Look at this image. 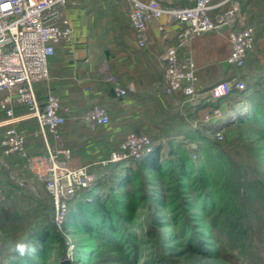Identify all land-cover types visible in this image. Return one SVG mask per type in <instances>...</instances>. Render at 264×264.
I'll list each match as a JSON object with an SVG mask.
<instances>
[{
	"label": "built area",
	"instance_id": "built-area-1",
	"mask_svg": "<svg viewBox=\"0 0 264 264\" xmlns=\"http://www.w3.org/2000/svg\"><path fill=\"white\" fill-rule=\"evenodd\" d=\"M129 2L128 18L140 47L147 46L152 26L159 33L166 30L167 25L175 26V41L165 43L159 55L164 67V92L185 95L198 121L221 117V124H225L236 118L235 110L223 109L220 101L234 89L245 87L244 81L239 80L238 71L245 66L255 47V29L241 0ZM69 3L70 0H0V109L6 114L2 121L5 132L0 143V164L16 183L31 191H36V187L13 170H27L45 185L53 198V220L60 231L64 230L70 201L80 194L81 188L96 180L95 164L106 166L112 162L139 159L154 146L147 133L129 131L106 157L95 162L73 164L69 147L52 144L51 138L56 141L62 138L68 108L54 92L41 98L36 84L49 77V57L54 55L56 47L74 39L73 24L65 15ZM223 27L228 29L231 49L227 62L233 73L207 89H200L197 64L188 45L196 37ZM181 49L184 54H180ZM96 74L98 79L112 84L113 98L128 95V88L121 84L120 77L108 62L101 63ZM16 105L26 106L27 111L17 114ZM28 118L37 121L36 134L43 139L45 147L42 152L29 153L26 148L27 136L19 125ZM82 118L91 130L111 123L109 111L99 103L92 104ZM220 129L216 134L221 138L223 125ZM8 157H15V163H9ZM3 198L0 184V201Z\"/></svg>",
	"mask_w": 264,
	"mask_h": 264
},
{
	"label": "trees",
	"instance_id": "trees-1",
	"mask_svg": "<svg viewBox=\"0 0 264 264\" xmlns=\"http://www.w3.org/2000/svg\"><path fill=\"white\" fill-rule=\"evenodd\" d=\"M224 99L229 107L239 102H249L247 111L240 118L228 122V126H232L238 131L237 138L222 141L217 137H210L209 133L213 131L208 125H215L216 117L209 121H199L196 125V123H193L195 115L188 109L183 112L176 111L174 115L177 116L178 114L186 124L184 126L179 125L175 131L169 133L171 137L168 140L170 142L166 147L168 157L164 156V147L154 142L153 149L145 152L139 159L112 162L102 166V176L98 177L97 181L90 186L80 189V194L70 201L64 223V230H67L70 234L76 233L80 236V245L84 250H80L78 260L90 263L91 259L88 258L90 250H95L97 246L104 247L105 244L115 246L122 244L123 249L128 246V250H131L127 252L129 263L140 264L143 257H146L147 259L143 261V264H147L148 255L143 254L138 245H135L136 240H138L136 238L139 235L134 236L135 240L131 241V236L135 234L127 229V222H133L134 226L139 230L142 229L145 233H147V228L144 229L142 223L137 225L135 213L132 215V212H135L140 205H143L144 201H147L148 207L153 211L154 222L158 224V227L179 225L180 219L176 216L175 220L169 223L168 219L158 217L160 216L158 211L154 212L157 207L156 204L160 203L161 200L155 196L156 190L153 189V186L161 183L168 186L167 184L170 182L182 189L191 187V185L194 186L193 183L201 178L200 174L205 173V167L202 165L204 161L201 163L200 160L218 156L219 161L223 163L218 170L220 172L218 173L219 180L220 182L223 180V183L226 182L232 187L228 189V192H221L219 197H213L214 192L220 193V191L213 189V186H205L208 184L207 181L202 182L203 185L198 186V192L202 191L203 193L199 195L198 201L205 209L211 207L213 212L217 209V213L212 215L213 223L211 227H215L219 231H215L213 234L216 239H220L222 236L225 237L223 238L229 245V252L226 255L232 257L230 258L234 260H232L234 264H241L242 262L243 264L264 263V144L256 147L252 145L254 140L264 142V71L256 79H249L243 89H234ZM202 126L204 129H202ZM176 135H183L190 139H202L206 141V148L203 147L199 156L196 157L193 152L185 149L182 144L172 140ZM235 143L241 145L243 152L234 147ZM248 148L251 151H248ZM209 149L212 150V154L209 153ZM231 153L238 155V160ZM217 165L219 166V163ZM259 168L263 171H259ZM199 170L201 171L199 172ZM259 173L263 174L260 178ZM245 174L256 177L250 178L248 182V180H244L247 177ZM242 175H244L242 184L247 182L250 186L245 185L244 194L248 201L252 200L243 203L244 205L235 198L239 193L240 186L238 185ZM6 176L9 177L6 181H12L19 185L7 172ZM138 179L141 181L137 182ZM209 183L212 184V181ZM257 187L260 189H256ZM169 190L173 189L169 188ZM252 197H256L260 205L263 206V215L261 218L256 219L255 225H253V220L250 221L251 219L245 217V215L251 216L252 212L256 211L255 206L252 205L255 204ZM51 199L54 210L52 196ZM225 201L226 203H224ZM227 202L230 204L227 205ZM170 204H175V202L167 203V205ZM225 205H227V211L223 214ZM231 207L232 209H230ZM219 217H223L221 223ZM245 219L247 220L245 221ZM181 227L182 234L187 239L189 226L185 222ZM252 231L257 232V235H253ZM60 232L55 226L53 218H47L46 216L37 218L30 223L28 230L11 244V247L6 245L9 238L4 237L2 242L5 244L2 247V252L5 253L7 258L0 264H21L14 252V245L24 240H38L41 245L38 256L29 261L28 264H50V261H53L52 264H57L60 261V256H62V251L58 248L62 239ZM155 232L156 236H160L161 233L158 228L155 229ZM192 237L193 240L187 242L192 246H196L199 239ZM177 238L178 236L174 237L173 234L165 233L162 238V248H166L164 247L166 242L175 241ZM254 245L258 253L256 251L254 253ZM248 248L251 249L250 254H247L246 257H249L248 261H240L239 259L243 258V255L239 257L237 255ZM104 250L97 257L107 253L106 249ZM215 254L222 253L217 251Z\"/></svg>",
	"mask_w": 264,
	"mask_h": 264
},
{
	"label": "crops",
	"instance_id": "crops-1",
	"mask_svg": "<svg viewBox=\"0 0 264 264\" xmlns=\"http://www.w3.org/2000/svg\"><path fill=\"white\" fill-rule=\"evenodd\" d=\"M127 1L129 7L122 11L118 0H70L65 15L73 24L74 39L56 47L54 55L49 57V77L36 84L41 98H45L48 92H54L68 108L62 138L59 141L51 138V142L56 146L69 147L73 164L95 162L106 157L132 126L147 133L150 132V124L155 123L157 126L152 125V132L160 134L159 127L170 121L177 125L181 120L178 114L174 115L176 111L188 109L192 112L185 95L166 94L163 89L164 67L159 55L165 43L175 41V26L167 25L162 33L152 26L147 46L140 47L129 22L131 4ZM243 2V9L247 12V0ZM122 14L124 23L121 22L124 19ZM123 25L130 28V34H125ZM188 47L197 64L200 89H207L232 75L233 69L227 62L231 44L226 27L196 37ZM184 52V49L180 50V54ZM103 62L110 64L121 84L128 88L126 97L113 98L112 84L98 79L96 71ZM226 102L225 99L220 101L222 108H228ZM94 103L107 108L111 123L91 130L82 115ZM26 111L24 105L15 107L17 114ZM5 118V112L0 109V143L5 132L2 125ZM216 120L222 122L221 117H216ZM19 127L26 133L29 153L45 150L43 139L36 134L38 125L35 119H25ZM6 159L11 164L16 161L15 157ZM95 165L102 168L100 164ZM5 177L0 172L3 190Z\"/></svg>",
	"mask_w": 264,
	"mask_h": 264
},
{
	"label": "rangeland",
	"instance_id": "rangeland-1",
	"mask_svg": "<svg viewBox=\"0 0 264 264\" xmlns=\"http://www.w3.org/2000/svg\"><path fill=\"white\" fill-rule=\"evenodd\" d=\"M241 1L243 2V0ZM118 5L122 8V11L127 10L129 7V3L127 0H118ZM246 6V10L249 16V22L254 26L255 29L256 40L255 47L247 57L245 66L238 71L239 80L244 81L245 86L249 79H256V77H258V75H260L264 71V0H247ZM121 18H124L121 20L122 23L126 22L125 16L123 14L121 15ZM121 27L123 28V31L125 29V34H130L131 31L128 26L123 25ZM248 103L249 102H239L233 106H230L231 109L235 110L234 116H236V118L234 119L240 118L247 111ZM190 109L192 111V108ZM192 113L195 115L193 117V123H196L197 125L199 123L197 114L193 111ZM221 123V121L219 122L216 120L215 125H208L210 128H212L211 130L213 131L209 133L210 137H217L218 139H222V141H230L237 138L238 131L232 128V126H228V121L225 122V124ZM185 124L186 122L183 120H178L177 125L176 122L172 123L170 121L159 127L161 129V132L160 134H156V132H152V127H156L157 124L151 123L148 127L150 128V132H147V134L152 138L153 142L159 143L164 147V156L168 157L166 147L170 142L168 140L169 137H171L169 133L175 131L179 125L184 126ZM222 125L223 134L220 138L217 136L216 132L222 130L220 129ZM131 128V131H137L135 126H132ZM202 129H204L203 126ZM172 140H174L176 143L182 144L185 149L193 152L196 157L199 156L203 147L206 148V141L198 138L190 139L186 138L183 135H176L172 138ZM263 144L264 142L260 140H254V142L252 141V145L254 147ZM234 147L243 152L240 144L235 143ZM209 151V153L212 154V150L209 149ZM248 151H251V149L248 148ZM231 154L238 160V155H236L235 153ZM1 155L2 153L0 152V156ZM200 161L201 163L204 161L202 165L203 167H205V173L203 175L200 174L201 178L197 179L195 181L196 183H193L194 186L191 185V187L182 189L178 188L174 183L171 182L167 184L168 186H164L162 183L153 186V189L156 190L155 196L161 200L160 203L156 204L157 207L154 209V212L158 211V215H160L158 217L168 219L169 223H172V221L175 220L176 216V218L180 219L179 225L158 227V224L154 222L153 219V211H151V208L148 207L147 201L144 200L143 205H140V207L136 209L135 212H132V215L135 213V222L137 223V225L139 223H142V227L144 229L147 228V233H145L142 229L139 230L136 226H134L133 222H127V229L131 230V232L133 231L135 234L131 236V241H133V239L135 238L134 236L139 235V237L136 238L138 240H136L135 245H138L143 254L148 255L147 264H164L167 262H169L170 264H234V260L231 259L232 257H227L226 255L227 252H229V245L224 239L225 237L222 236L220 239H216V236H214L213 234L215 233V231H219L216 230L215 227H211L213 223L212 215L217 213V209L214 212L211 211V207H206L205 209L200 205L198 201L199 195L203 193L202 191L200 193L198 192V186L201 187L205 181H207L208 183L205 186H213V189H218V191H220V193L214 192L213 197H219V194L221 195V192L223 191L228 192V189H230V187L232 186H229L226 182L223 183V180L222 182H220L219 180L220 178L218 177V173L220 172H218V170L223 163L222 161H219L218 156H212L208 159L206 158L205 160L201 159ZM8 162L11 163V161L9 160ZM217 163H219V166L217 165ZM0 168L1 173L6 176L7 172L10 176L9 171L4 166L1 165ZM94 168L97 172V178L94 181L95 183L98 177L102 176L101 173L103 172V169L100 167L98 168V165H95ZM200 171L201 170H199V172ZM259 171L263 170L259 168ZM13 172L26 177L28 181H30V183H32L36 187V191H31L25 186L16 185L12 181L10 183V181H6L7 179H9V177H5V188L3 190L4 198L2 201H0V262H4L7 258L5 253L2 252V247H4L5 244L2 242L4 237L7 236L9 238L6 245L11 247V244H13V242L16 241L19 236H21L28 230L29 225L32 221L43 216L52 219L54 213L51 195L46 189L45 185L42 182L38 181L35 176L27 170H13ZM259 174V178L263 176L262 173ZM243 176L244 175L240 177L238 185L240 186L239 193L237 194L238 196H235V198L239 203L242 202V204H245V202H251L252 200L248 201V198L244 194L246 190L245 185H247L248 187L250 186L247 182H245V184H242ZM246 176L247 177H245L244 180H248V182L250 178L256 177H250L249 175ZM140 181V179L137 180V182ZM210 181H212V184L209 183ZM169 188H172L173 190H169ZM256 189L260 188L257 187ZM252 198L254 200L253 202L255 203L252 205L255 206L256 211L252 212L251 216L245 215V217L247 216L248 219H251L250 221L253 220V225H255L256 219L261 218V216L263 215V206L260 205L259 200L256 197ZM172 201L175 202V204L167 205V203H170ZM224 203H226V201ZM229 204L230 203L227 202V205ZM227 205H225L223 214L227 211ZM230 209H232V207ZM246 220L247 219H245V221ZM221 221H223V217H219V222L221 223ZM185 222L189 226L187 239L184 238V235L181 231V225H184ZM220 225L222 226V224ZM157 228L161 233L160 236H156L155 229ZM252 232L253 235H257V232ZM165 233L173 234L174 237L178 236V238L175 241L166 242L164 244V247L166 248H162L161 243ZM60 236H62V239L60 244L58 245V248H60V250L62 251V256H60V261L57 264H61V261L65 259V256L69 251H71L73 254V260L71 261V264H131L127 260V252H130L131 250H128V246L123 249L122 244L119 246H115L113 244H105L104 247L97 246L95 250H90L88 255V258L91 259L90 263L84 260H78V258L80 257V250H84V248L80 245V236L76 233L70 234V232H68L67 230L61 231ZM191 236H194L197 240L199 239V241L196 242V246H192L187 242H191L193 240V237L191 238ZM52 247L55 248L54 246ZM104 249H106L107 253H103L102 255L97 257V255L101 251H105ZM217 251L221 252L222 254H215ZM255 251L256 253H258L257 248L254 245V253ZM259 251L261 250L259 249ZM250 252L251 249H245L240 255H237V257L243 255V258L239 260L248 261L249 257H246L250 254ZM145 259L147 258L143 257V260L140 264H143V261H145ZM52 262L53 261H50V264H52ZM241 264H243V262Z\"/></svg>",
	"mask_w": 264,
	"mask_h": 264
},
{
	"label": "clouds",
	"instance_id": "clouds-1",
	"mask_svg": "<svg viewBox=\"0 0 264 264\" xmlns=\"http://www.w3.org/2000/svg\"><path fill=\"white\" fill-rule=\"evenodd\" d=\"M40 248L41 245L38 240H24L14 245V252L21 264H28L29 261L34 260L38 256ZM65 260L68 262L73 260L71 251L66 254Z\"/></svg>",
	"mask_w": 264,
	"mask_h": 264
},
{
	"label": "water",
	"instance_id": "water-1",
	"mask_svg": "<svg viewBox=\"0 0 264 264\" xmlns=\"http://www.w3.org/2000/svg\"><path fill=\"white\" fill-rule=\"evenodd\" d=\"M61 264H71V262L66 261L65 259L61 261Z\"/></svg>",
	"mask_w": 264,
	"mask_h": 264
}]
</instances>
